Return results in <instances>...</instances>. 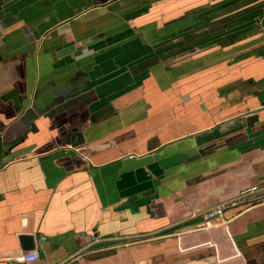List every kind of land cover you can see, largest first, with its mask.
Instances as JSON below:
<instances>
[{"label": "crops", "instance_id": "0c3cea01", "mask_svg": "<svg viewBox=\"0 0 264 264\" xmlns=\"http://www.w3.org/2000/svg\"><path fill=\"white\" fill-rule=\"evenodd\" d=\"M0 2V259L264 264V0Z\"/></svg>", "mask_w": 264, "mask_h": 264}, {"label": "built area", "instance_id": "2783aa9c", "mask_svg": "<svg viewBox=\"0 0 264 264\" xmlns=\"http://www.w3.org/2000/svg\"><path fill=\"white\" fill-rule=\"evenodd\" d=\"M254 201H264V181L257 185H253L241 190L236 197L228 201L221 202L220 204H217L216 206L207 210L205 212V222L207 225H209V220L220 216L226 209H232L240 205H246L248 203L251 204ZM39 240H44V237L40 236ZM19 256L21 261L28 263L36 260L38 258V253L35 249L26 250L20 252ZM0 264H14V262L11 259H0ZM58 264H64V262Z\"/></svg>", "mask_w": 264, "mask_h": 264}, {"label": "water", "instance_id": "95a60500", "mask_svg": "<svg viewBox=\"0 0 264 264\" xmlns=\"http://www.w3.org/2000/svg\"><path fill=\"white\" fill-rule=\"evenodd\" d=\"M0 7H1V2H0ZM24 152L23 148H18L14 151H11L10 154H8V158H12L16 156L17 154H20ZM150 156L149 155H142V156H135L133 154L126 155L122 158V169L124 171L142 166L146 164L148 161H150ZM19 243L20 247L23 250H32L34 248L33 244V236L32 234H19ZM140 264H147L145 261H142Z\"/></svg>", "mask_w": 264, "mask_h": 264}]
</instances>
